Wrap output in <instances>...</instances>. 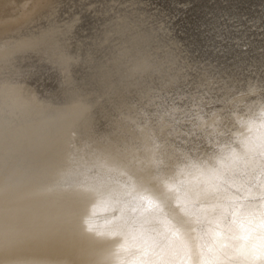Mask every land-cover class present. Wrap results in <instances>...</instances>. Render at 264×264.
Segmentation results:
<instances>
[{
    "label": "bare ground",
    "instance_id": "bare-ground-1",
    "mask_svg": "<svg viewBox=\"0 0 264 264\" xmlns=\"http://www.w3.org/2000/svg\"><path fill=\"white\" fill-rule=\"evenodd\" d=\"M74 5L72 4L73 7ZM73 7L68 8L70 10ZM7 14L9 12L5 9L4 15ZM37 28L39 26L35 29ZM58 28L56 23L44 28L47 32H43L45 36L39 44L30 43L26 36L28 33L25 34L29 30H26L20 35L10 36L11 39L7 38L9 43L6 42L0 47H8L9 50L5 51H12V54L13 51L31 49L36 44L40 45L47 39H52ZM92 28L93 26L91 30ZM38 31L41 33L42 30ZM92 31L94 32V29ZM40 33L37 34L39 37ZM24 36L29 42L25 41V38L21 39ZM30 36L31 34L28 35ZM110 43L112 44L111 41ZM124 50L127 51L125 48ZM108 55L109 58L111 54ZM247 57L242 54L237 58L242 65V71L251 70V67L255 69V74H249L241 83H236L232 91L241 92L243 95L255 92V96L250 99L242 98L248 100L229 107L225 106V103L231 99L230 93L228 95V91L215 92L214 108L207 115L200 114L198 124L203 127V121L209 118L214 121L213 125L209 126L210 129L223 122V118L213 116V112L219 109H222L224 117L232 119L241 113H255L247 116V119L241 117L230 124L222 123L198 136V142L192 148L196 151L199 149L195 157L184 156L182 161L176 158V154L164 155L167 150L160 145L159 139H156L157 132L150 130L146 125H142V129L141 125H137L129 132L136 135L135 139L124 142L120 140L119 143L108 134L105 142L114 143L115 146L102 150L95 148L101 155L96 162L89 161L95 158L90 152L81 148L73 150L71 145L92 149L97 144L103 145V136H93L94 133L87 130L82 136L85 141L71 140L67 149L64 147V141L59 138V133L56 138L61 147H64V153L52 167L36 165L35 169H38L35 170L30 163L17 162L13 165L24 168L20 176L13 174L9 177V169L7 175L0 173V264H7L11 257L15 258V264H106V261L113 264H264V55L250 56L248 60ZM116 58L110 61L115 62ZM94 65L95 68L99 67L96 63ZM95 68L94 76L100 72H116L112 70L115 67L101 71ZM181 77L182 71L178 73L176 80ZM19 82V79H15L14 86ZM0 85L4 89L12 88V85ZM198 99H193V103L199 104ZM21 101H11V106L17 113H20L23 107ZM87 104L81 107L84 108ZM105 104L108 105V102L98 106V109L104 108ZM241 107L242 109L237 110ZM258 110L260 114H257ZM84 113V109H79L78 116L83 117ZM95 115L97 114H94L93 118H96ZM76 120L79 121L76 118H67L65 124ZM142 134L153 138L139 140L138 137ZM36 139L37 141L31 144L32 149H26L29 142L24 141L23 144H15L6 154L20 150V156L30 160L31 155L38 154L41 145L45 144L43 142L47 141L39 137ZM199 146H202V149ZM43 152L50 154L51 150ZM156 158V162L152 163ZM160 162L163 163L162 169L157 170ZM87 193L89 196H86ZM104 194L110 195L111 198ZM103 207L104 211L101 210ZM106 207L108 209H105ZM91 211L96 214L108 213L109 216L101 219L108 217L107 224L113 225L105 226L99 222L101 226L98 227L101 229H93V232L88 230L92 234L96 233L95 237L89 238L86 236L89 235V223L83 219L88 213L92 214ZM88 221L90 222V219ZM90 228L93 227L90 225ZM102 233L105 236H114L111 237L112 241L103 240ZM128 237L132 241V238L139 240L140 244L137 246ZM124 243L129 248L142 251L136 252L142 256L139 261H144L136 263L137 253L132 249L133 252L129 255L130 252ZM109 256L112 261L106 259L110 258Z\"/></svg>",
    "mask_w": 264,
    "mask_h": 264
},
{
    "label": "rangeland",
    "instance_id": "rangeland-1",
    "mask_svg": "<svg viewBox=\"0 0 264 264\" xmlns=\"http://www.w3.org/2000/svg\"><path fill=\"white\" fill-rule=\"evenodd\" d=\"M72 4H75L74 7ZM66 6L73 8L69 10ZM5 9L9 12L7 16L4 15ZM54 23L57 28L61 26L55 30L52 39H47L40 45L36 44L31 49L13 51L12 54V51H5L9 50L7 46L5 49L0 47L4 50L0 51V83L12 85L10 89H4L0 85V173L7 175L9 169V177L13 174L20 176L24 168L13 165L17 162L30 163L34 169L36 165L52 167L64 153L63 148L66 146L68 149L69 141H85L82 136L87 130H91L93 136H103V145L97 144L90 149L72 144L71 148L90 152L95 158L89 161L96 162L101 156L96 149H111L115 146L114 143L105 142L107 136L112 135L119 143L120 140L124 142L135 139L136 135L129 132L137 125H141V129L142 125H146L157 132L156 139L167 150L164 155L176 154L178 160L187 156L195 157L199 149L196 151L192 148L198 142V136L222 123L230 124L241 117L247 119V116L255 113H241L232 119L224 117L222 109H219L213 112V116L223 118V122L210 129L208 128L214 121L209 118L203 121V127L198 124L201 117L199 115H207L214 108L215 92L228 91V95L230 93L231 99L225 103L229 107L248 100L242 98L250 99L255 96V92L243 95L232 90L247 75L255 74V69L251 67V70L242 71V65L237 60L239 55L248 56L247 60L250 56L264 55V0H0V46L9 43L7 38L10 36L20 35L26 30H29L25 34L28 33L26 36L30 43L39 44L45 36L44 28ZM92 24H97L98 29ZM37 26L39 28L36 30ZM92 26L94 32L91 30ZM39 29L42 30L41 33ZM100 33H103L102 37ZM29 34L31 38L28 37ZM26 36L21 39L25 38L29 42ZM33 36H37L34 42ZM19 43L20 41L17 44ZM108 53L111 54L109 58ZM112 56L117 57L116 63L112 62ZM95 63L99 67L95 68ZM94 68L99 71L112 69L116 72H100L94 76ZM180 71L182 77L177 81ZM15 79L20 82L14 86ZM235 93L237 94L234 95ZM194 97L199 98V104L193 103ZM13 99L22 100L20 113L11 106ZM106 102L108 105L105 104L99 110L98 106ZM84 104L87 105L82 108ZM79 109H84L83 117L78 116ZM240 109L242 107L237 110ZM258 112L260 114L259 110ZM94 114H97L96 118H93ZM26 117L28 118L25 119ZM67 118H76L79 121L66 125ZM59 133V138L64 141L63 148L56 138ZM37 137L47 141L43 142L45 144L41 145L38 154L31 155L30 160L21 157L20 150L6 154L15 144H23L24 141L29 142L26 149H32L31 144L37 141ZM152 138L145 137L144 134L138 137L139 140ZM199 147L202 149V146ZM48 149L51 150L50 154L43 152ZM156 160L157 158L152 163ZM162 164L160 162L157 170L162 169ZM37 169L36 167L35 170ZM104 196L111 198L107 194ZM101 210L104 211V207ZM91 213L93 215L88 213L83 219L89 223L87 231L101 229L99 227L102 223L113 225L107 224L108 217L101 219L109 216L108 213ZM89 231L87 234L90 236H86L95 237L96 233ZM111 237L103 233L101 236L106 242L112 241ZM126 239L124 240L127 241ZM132 239L131 242L137 246L140 244L139 240L137 243L135 238ZM125 243L129 255L137 251ZM140 256L138 255L136 263L144 261H139L142 259ZM6 258L4 259L8 262L10 259ZM14 259L11 257L10 261L15 264ZM106 259L112 261L111 257ZM106 264L113 263L106 261Z\"/></svg>",
    "mask_w": 264,
    "mask_h": 264
}]
</instances>
